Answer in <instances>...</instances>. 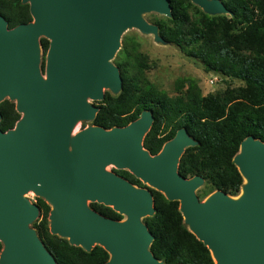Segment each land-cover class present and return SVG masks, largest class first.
Wrapping results in <instances>:
<instances>
[{"label": "water", "instance_id": "95a60500", "mask_svg": "<svg viewBox=\"0 0 264 264\" xmlns=\"http://www.w3.org/2000/svg\"><path fill=\"white\" fill-rule=\"evenodd\" d=\"M22 1L30 4L32 21L10 27L0 12V103L16 101L22 114L6 131L0 124V264H58L30 225L42 213L26 196L30 191L52 205V233L87 251L103 246L106 264H165L150 248L154 234L144 221L155 212L151 188L180 202L185 223L216 264H264L263 140L247 136L234 156L244 178L239 196L217 189L201 199L204 176L179 172L186 148L198 143L186 127L156 154L144 146L155 120L150 109L125 126L92 125L73 135L79 119L94 120L100 110L90 99L123 88L114 59L124 31L137 27L163 41L158 24L143 13L170 17L171 0ZM192 1L213 15L229 13L221 0ZM41 37L50 39L45 68ZM88 200L124 217L106 216Z\"/></svg>", "mask_w": 264, "mask_h": 264}, {"label": "trees", "instance_id": "16d2710c", "mask_svg": "<svg viewBox=\"0 0 264 264\" xmlns=\"http://www.w3.org/2000/svg\"><path fill=\"white\" fill-rule=\"evenodd\" d=\"M221 1L229 13L213 15L192 0H171L172 16L159 15L154 22L164 42L176 44L198 59L206 71L239 80V85L203 95L196 79L188 77L178 83L180 93L170 96L143 77L148 66L145 56L125 38L114 59L123 76V88L117 94L105 93L93 120L105 128L125 126L144 110H152L155 120L144 139L145 148L152 154L158 153L179 128L186 127L198 143L186 148L179 172L185 177L204 176L205 184L198 190L201 199L217 189L239 194L244 178L234 156L247 136L264 141V0ZM0 12L10 27L33 19L30 4L22 0H0ZM41 43L46 56L50 40L43 37ZM0 112L4 131L14 127L21 117L15 102L8 98L0 103ZM116 172L146 186L127 169ZM151 190L155 212L144 221L154 234L150 248L155 256L165 264H216L210 248L185 223L180 202ZM38 204L42 214L35 226L58 264H106L110 254L103 246L87 251L52 233L51 206L41 197ZM91 206L106 216L123 217L111 206L97 202ZM2 249L0 241V253Z\"/></svg>", "mask_w": 264, "mask_h": 264}, {"label": "rangeland", "instance_id": "374dc122", "mask_svg": "<svg viewBox=\"0 0 264 264\" xmlns=\"http://www.w3.org/2000/svg\"><path fill=\"white\" fill-rule=\"evenodd\" d=\"M159 15L162 14L158 12L143 13L144 18L152 23H155L154 22L155 17ZM125 38L131 44H134L138 48V50L145 56L146 63L148 66L144 70L143 77L149 80L150 82L154 83L159 89L167 92L170 96H175L180 93L177 85L180 82V80L188 77L196 79L203 95L220 93L230 85L234 86V85H239L241 83L239 80L228 79L223 75L217 74L214 71L211 72L206 71L203 64L198 59L189 56L184 50H182L176 44L167 43L159 40L155 33L143 31L137 27L128 28L124 31L122 35L121 48L124 44ZM41 57H43V49L41 50ZM106 92L117 94L116 92H113L110 89H105V93ZM89 101L94 104L100 105V102L102 100L90 99ZM14 102L16 104V101ZM92 125H96L93 123V120L79 119L73 128V135H75L78 131ZM106 169L116 172L117 168L113 164H108L106 166ZM144 184L146 185V187H151V185L147 182H145ZM204 184L200 188H203ZM240 192L239 194L233 196H239ZM34 195L36 196L35 198L38 201L39 196L35 192L30 191L26 194V196L30 200L31 197ZM209 195H207L206 197H208ZM91 203L93 202L91 200H88V204L91 205ZM50 206L52 209L51 204ZM41 214L37 218V220L33 221L30 224L31 227H33L36 230L37 228L35 226V222H39L41 220ZM49 221H50L49 225L51 228L50 215H49Z\"/></svg>", "mask_w": 264, "mask_h": 264}, {"label": "flooded vegetation", "instance_id": "af4514ba", "mask_svg": "<svg viewBox=\"0 0 264 264\" xmlns=\"http://www.w3.org/2000/svg\"><path fill=\"white\" fill-rule=\"evenodd\" d=\"M33 20V19H32ZM31 20V21H32ZM30 22V21H29ZM43 37H41V39H42ZM46 38V37H45ZM48 39V38H47ZM47 55V54H46ZM43 63H46V56L44 55V52H43V57H42V65H43Z\"/></svg>", "mask_w": 264, "mask_h": 264}, {"label": "built area", "instance_id": "2783aa9c", "mask_svg": "<svg viewBox=\"0 0 264 264\" xmlns=\"http://www.w3.org/2000/svg\"><path fill=\"white\" fill-rule=\"evenodd\" d=\"M35 197H36L35 195L32 196V197H31V201H32V202H35V203H38V201H37V199H36ZM37 197H38V196H37Z\"/></svg>", "mask_w": 264, "mask_h": 264}]
</instances>
